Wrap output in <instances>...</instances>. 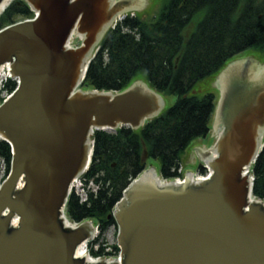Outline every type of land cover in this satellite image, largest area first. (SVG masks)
<instances>
[{
    "label": "water",
    "instance_id": "obj_1",
    "mask_svg": "<svg viewBox=\"0 0 264 264\" xmlns=\"http://www.w3.org/2000/svg\"><path fill=\"white\" fill-rule=\"evenodd\" d=\"M26 1L38 17L0 31V67L10 62L20 79L0 106V138L13 153L0 187V264H264V201L253 197L250 170L264 147V69L243 60L221 72L210 177L195 182L189 173L163 185L155 168L146 170L113 212L121 263L76 257L95 229L91 221L67 226L62 210L88 166L91 128L139 129L166 103L144 81L115 93L79 89L131 0ZM73 30L85 39L68 50Z\"/></svg>",
    "mask_w": 264,
    "mask_h": 264
},
{
    "label": "trees",
    "instance_id": "obj_2",
    "mask_svg": "<svg viewBox=\"0 0 264 264\" xmlns=\"http://www.w3.org/2000/svg\"><path fill=\"white\" fill-rule=\"evenodd\" d=\"M33 15L26 1L17 0L0 16V29ZM123 26L130 32L119 26L107 33L81 87L121 91L143 80L178 99L138 130L122 127L116 133H96L87 178L101 184L99 192L90 194L89 203L72 194L67 215L71 221L93 220L101 234L117 224L113 209L147 169L146 153L160 160L165 178H174L191 143L207 136L216 107L214 82L226 65L246 55L264 61V0H171L154 20L137 17ZM16 86L12 79L6 83L10 91ZM12 157L11 145L0 138V158L8 162L9 171ZM252 173L253 195L264 200V148ZM114 249L120 251L118 245ZM90 252L115 254L103 246H92Z\"/></svg>",
    "mask_w": 264,
    "mask_h": 264
},
{
    "label": "rangeland",
    "instance_id": "obj_3",
    "mask_svg": "<svg viewBox=\"0 0 264 264\" xmlns=\"http://www.w3.org/2000/svg\"><path fill=\"white\" fill-rule=\"evenodd\" d=\"M17 0H12L11 3L15 2ZM142 2L144 0H141ZM171 0H145V4L143 5L141 9V11H137V13L140 15V17L142 19L148 20V21H152L154 20L155 16L158 15V13L160 12V9L162 7H164L165 5H167ZM22 19V18H19ZM25 19V18H23ZM254 59H258L259 57L257 56H252ZM214 93L216 94V104L218 106L219 104V88H216V85L214 84V89H213ZM6 93H0V99L3 98L5 96ZM178 97L174 94L171 95H166L165 96V103H166V107L165 108H170L172 106L175 105V103L177 102ZM216 106V109H217ZM215 116H216V110L215 113L213 114L211 123H210V127H211V131L209 132V134L207 136H203V137H198L196 138L190 145V147L187 149L181 166H183L185 168V175L188 172H193L196 175H199V173H201L199 170H201L200 168V164H197L201 158V151L202 152H207L208 151V147H210L214 141L216 140V136H217V132L216 131V120H215ZM205 158V157H204ZM195 159V161L192 162V160ZM147 166L149 168H156L157 170L161 169V162L159 159H156L154 157H149L147 159ZM9 174V167H8V162L3 159L0 158V187L2 185V183L4 182V180L6 179V177ZM96 186V184H95ZM93 185V188L95 187ZM118 224L115 225H110L107 230L103 233V234H99L98 236V242H96V244H94V248L95 250L100 248V246H103L105 248V250L110 251L115 253L114 257L118 258L120 256V251L116 252V250L114 249V246L118 244ZM92 244H89L88 246V250L90 251L92 248Z\"/></svg>",
    "mask_w": 264,
    "mask_h": 264
},
{
    "label": "bare ground",
    "instance_id": "obj_4",
    "mask_svg": "<svg viewBox=\"0 0 264 264\" xmlns=\"http://www.w3.org/2000/svg\"><path fill=\"white\" fill-rule=\"evenodd\" d=\"M11 2H12V0H7L6 1L5 7L0 11V15L11 4ZM3 74L4 73H2V75H0V79H1V76L4 77ZM195 179H196L195 182H198V181L201 180V179H197V178H195ZM14 223H15V225L17 224L16 221ZM76 256L77 257H80V258L86 259L87 262H89V263H99L100 262L99 259H96L93 256H91V254H89V252H88V243H83V244H81L79 246V249L77 250Z\"/></svg>",
    "mask_w": 264,
    "mask_h": 264
},
{
    "label": "flooded vegetation",
    "instance_id": "obj_5",
    "mask_svg": "<svg viewBox=\"0 0 264 264\" xmlns=\"http://www.w3.org/2000/svg\"><path fill=\"white\" fill-rule=\"evenodd\" d=\"M248 63H252V62H256V63H258L259 64V61L258 60H256V59H254V58H252V57H248Z\"/></svg>",
    "mask_w": 264,
    "mask_h": 264
},
{
    "label": "built area",
    "instance_id": "obj_6",
    "mask_svg": "<svg viewBox=\"0 0 264 264\" xmlns=\"http://www.w3.org/2000/svg\"><path fill=\"white\" fill-rule=\"evenodd\" d=\"M124 17H125V16H121V19L124 18ZM84 199H86V198H84Z\"/></svg>",
    "mask_w": 264,
    "mask_h": 264
},
{
    "label": "crops",
    "instance_id": "obj_7",
    "mask_svg": "<svg viewBox=\"0 0 264 264\" xmlns=\"http://www.w3.org/2000/svg\"><path fill=\"white\" fill-rule=\"evenodd\" d=\"M206 152V151H205Z\"/></svg>",
    "mask_w": 264,
    "mask_h": 264
}]
</instances>
